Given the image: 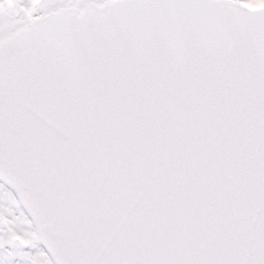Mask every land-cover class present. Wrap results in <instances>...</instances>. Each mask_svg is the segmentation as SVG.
Masks as SVG:
<instances>
[{"label": "snow or ice", "instance_id": "obj_1", "mask_svg": "<svg viewBox=\"0 0 264 264\" xmlns=\"http://www.w3.org/2000/svg\"><path fill=\"white\" fill-rule=\"evenodd\" d=\"M0 264H264V0H0Z\"/></svg>", "mask_w": 264, "mask_h": 264}]
</instances>
